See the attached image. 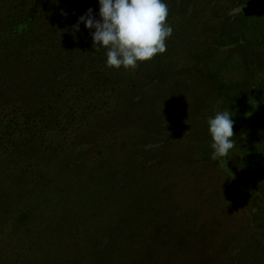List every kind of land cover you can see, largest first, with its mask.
I'll return each mask as SVG.
<instances>
[{
    "label": "trees",
    "instance_id": "16d2710c",
    "mask_svg": "<svg viewBox=\"0 0 264 264\" xmlns=\"http://www.w3.org/2000/svg\"><path fill=\"white\" fill-rule=\"evenodd\" d=\"M184 1L166 0V23L173 28L166 51L125 70L106 67V49H94L90 30L82 23L79 31L73 27L87 9L98 14V0H0V177L14 167L39 163L37 170H17V177L0 186V233L10 225L5 235L12 236L10 247L0 250V261L29 264L25 258L34 254L52 264H98L110 253L122 252L148 220L157 219L162 226L156 227L155 246L141 254L147 264H222L227 258L230 264H264V158L258 168L243 169L247 185L242 184L244 177L232 181L242 203L252 194L244 193L243 185L256 189L255 201L260 203L252 211L259 229L243 234L233 259L216 220L185 216L184 223L173 225L166 219L169 215H159L172 207L184 212L176 203L159 206V198L167 196L161 176L184 170L190 176L176 179L202 178L205 167L224 160L214 159L210 148L207 119L216 111L233 115L235 147L230 153L237 143L244 146L242 153H264V0H253V9L249 1L238 5L243 7L241 17L223 19L219 26L213 16L204 23L199 13L180 14ZM207 27L220 33L204 42L201 34ZM147 83L153 84L152 93L132 104V93ZM72 94L82 101L85 96L83 112ZM117 99L132 105L120 107L108 124L118 125L126 148L117 162L106 164L108 170L114 168L107 170L112 174L104 177L100 164L60 159L64 150L73 151L78 130L83 134L98 121V112L103 114L104 106ZM251 99L259 107L243 123L241 114ZM88 113L90 119H84ZM76 125L81 128L72 132ZM64 130L74 137L62 135ZM182 131L183 141L186 136L190 140L187 145L177 142ZM159 134L170 138L166 157L145 175L120 172L125 179L116 189L111 183L114 170ZM199 165L203 169L196 170ZM218 216L216 212L213 219ZM69 224V238L77 237L76 243L59 238V228ZM249 248L253 256L244 255Z\"/></svg>",
    "mask_w": 264,
    "mask_h": 264
},
{
    "label": "rangeland",
    "instance_id": "374dc122",
    "mask_svg": "<svg viewBox=\"0 0 264 264\" xmlns=\"http://www.w3.org/2000/svg\"><path fill=\"white\" fill-rule=\"evenodd\" d=\"M246 1H249L252 4L253 9V0H237L236 2L229 3H227V0H185L184 4H182L183 10L180 11V14L183 12H186L188 15L199 13L205 18L204 23L209 22L213 16V23L216 26H219L223 19L231 21V16L237 17L235 20L238 19V17L240 18L243 7L241 8L239 6L240 4L246 3ZM219 33L220 32L216 31V29L210 32V27H207L204 29V32L201 35H203L204 42H209L212 36L218 35ZM155 81L156 79H150V82L152 83ZM152 83L140 85V87H138V89L132 93L130 102L134 104L146 99V97L153 91ZM76 93L82 95L79 90H77ZM72 95L77 100V102L81 103V111L83 112L87 107L85 96L83 97L82 101L80 97L76 96V94ZM130 102H123L121 99H117L110 106L106 104L103 109V114L101 111L98 112L100 118H98V121L95 124L83 131V134H80L81 131L78 130L79 139L74 141L73 151L69 153L68 151L64 150L59 154V158L65 160L68 164H100L102 167H99L98 171L102 172L104 177L107 176V174L111 175L112 173H107L108 168L106 167V164L117 162L119 157L123 155L122 153H124L122 151H124L126 148H124V140L120 137L121 130L118 125L114 128L109 127L108 124L113 121L112 118L114 115L120 113V107L126 104L132 105ZM258 107L259 102L257 99L249 100L246 107L242 111L241 121L243 123L251 121V118L255 115ZM83 118L90 119V114L88 113V115L84 116ZM80 128L81 127L79 125H76L71 131L73 132ZM170 128L173 127H169L166 132H168ZM71 131L64 130L65 133L62 135L74 137V134H72ZM184 131L180 133L181 136L178 138L177 142L187 145L190 143V140L188 139V136H186V141H183L185 138V133H183ZM149 142L150 143H145L142 145L140 149L136 150V152H132L133 159L122 165L121 168L118 166L114 170L113 173L115 175H112L111 183L116 189L119 183L124 182L125 179L124 176L120 177L118 175L120 172L126 171L128 169L129 174L145 175V172L148 169H151L155 162H160L161 159L166 157V149L168 145H171L170 138L167 135L159 134L157 137H152ZM129 147L132 151L133 145L130 144ZM243 149L244 146H239V143H237L235 150L229 153V155H231L229 161L228 158H224V160L219 162V165H212L205 167L204 169L203 165L197 166L196 170L203 169L204 175L202 178L194 176L191 177V180H182V178L185 176H190V174L187 172H183L184 170L180 171L178 174L176 170L174 174L161 177L159 176L160 182H163L161 189H163L165 194H167L166 197L162 196V199L161 197L159 198L161 201L159 206L162 207V205H172L176 203L184 210L183 212L182 210L180 211L179 208L175 210V208L172 207L171 211L168 212V209H164L163 213H159V215L165 217L169 215L166 217V219L173 225H181L184 223L185 216H188L189 219L196 216L200 222L216 220L214 221L217 222L215 227L221 229V232L223 233L222 237H224L226 241H229L230 243L228 249L232 259L239 253L238 246L240 244L238 240H241L240 238L243 236V234H253L259 229L258 224L256 225L252 218V211H254V208L260 204L257 200L255 201L254 196L257 195L256 189L253 192V190H247V187L243 185L244 189L242 191L244 193H252L248 195L246 200L247 203L244 204L245 202L242 203V201H240L241 199H239L238 192L236 191L232 181L244 177L242 173L243 169L249 170V166L251 165L252 167L250 168L252 169L256 166V168H258V163L263 160L264 153L257 149L247 150L242 153ZM235 152H237L238 155H241V157L237 155V158ZM68 156L72 158H69ZM27 164L14 167L6 172L4 177H0V186H5V184L10 183V181L17 177V170L29 171L31 168L36 170L38 169L37 166L39 163H37V161L29 165ZM111 169L114 168L110 167L109 170ZM179 176L182 178L176 179V177ZM249 182V178H245L242 184L247 185ZM251 182L256 184V182H253V180H251ZM112 185L110 184L109 189L112 188ZM216 191L217 193H215ZM112 194L113 191H111V195ZM245 196H247V194ZM241 197H243V195H241ZM170 198L172 199L167 200ZM172 210L175 211L174 214ZM216 212H218L220 216H218L216 219H213V214ZM190 213L193 215L189 216ZM165 217L161 218L164 220ZM59 218L61 219V217ZM157 226H162L157 219L148 220L142 226L137 236L133 237L128 242L126 241V244L128 245L127 247L122 248V252L119 251L116 254L110 253V255L107 256L106 261H102L98 264H147V260L144 261L143 258L141 259V254H144V251L149 247L153 248L155 246L153 244L155 241L153 240L155 239V236L158 238V235L156 234ZM69 227L70 224L67 227L62 226L59 228V238L66 240L64 242L67 243H76L77 237H71L72 239L69 238L71 235L68 232ZM9 229L10 225H6L4 228H2L3 231L0 233L2 234L0 236V250L9 248V245L12 244V241L10 240L12 239V236L6 238L5 235ZM225 239L222 241L224 242ZM156 250L158 253L162 252L159 246ZM213 253L214 251L210 252V254ZM246 254L253 256V249L249 248V250L245 252L244 255ZM33 255L26 257L25 262L29 260V264H52V261L49 258L44 257L36 259L35 255ZM176 255V252H174V256ZM178 255L180 256L181 254L178 253ZM160 258L162 259L163 257ZM222 262V264H230L232 260L227 258L222 260ZM0 264L5 263L4 261H0Z\"/></svg>",
    "mask_w": 264,
    "mask_h": 264
},
{
    "label": "clouds",
    "instance_id": "9594fccd",
    "mask_svg": "<svg viewBox=\"0 0 264 264\" xmlns=\"http://www.w3.org/2000/svg\"><path fill=\"white\" fill-rule=\"evenodd\" d=\"M98 5L99 19L89 8L73 27L79 31L82 23L90 30L94 49H106V67L134 70L139 62L166 51V40L173 32L166 23L169 14L166 0H98ZM232 116L230 111L223 110L207 119L214 159L228 158L235 147Z\"/></svg>",
    "mask_w": 264,
    "mask_h": 264
}]
</instances>
